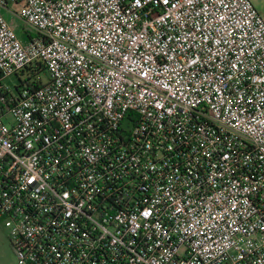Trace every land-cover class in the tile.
<instances>
[{"label":"built area","instance_id":"obj_1","mask_svg":"<svg viewBox=\"0 0 264 264\" xmlns=\"http://www.w3.org/2000/svg\"><path fill=\"white\" fill-rule=\"evenodd\" d=\"M0 222L18 264H264L252 1L0 0Z\"/></svg>","mask_w":264,"mask_h":264},{"label":"rangeland","instance_id":"obj_2","mask_svg":"<svg viewBox=\"0 0 264 264\" xmlns=\"http://www.w3.org/2000/svg\"><path fill=\"white\" fill-rule=\"evenodd\" d=\"M256 9L264 16V0H251ZM11 7L20 11V6H15L11 4ZM4 14L8 19H12V15L4 10ZM14 25L16 26V31L18 35L26 41L29 39V33L35 35V33L29 31L27 27L18 19L14 20ZM43 79L46 81L48 75L46 72L42 73ZM3 83L12 92H16V88L19 86L20 78L18 75H10L3 78ZM0 264H18L16 255L13 251L9 240V232L2 222H0Z\"/></svg>","mask_w":264,"mask_h":264},{"label":"trees","instance_id":"obj_3","mask_svg":"<svg viewBox=\"0 0 264 264\" xmlns=\"http://www.w3.org/2000/svg\"><path fill=\"white\" fill-rule=\"evenodd\" d=\"M29 37H32V34L29 33ZM45 72L44 68H41L39 70V68L37 67V69H35V67L33 65L31 66H27L26 68H24L20 74L18 75L20 80L23 78L25 79L26 81L30 80V78H33L34 76L40 73H43Z\"/></svg>","mask_w":264,"mask_h":264},{"label":"snow or ice","instance_id":"obj_4","mask_svg":"<svg viewBox=\"0 0 264 264\" xmlns=\"http://www.w3.org/2000/svg\"><path fill=\"white\" fill-rule=\"evenodd\" d=\"M145 2H147V0H145ZM164 4L168 3V0H163ZM136 5L139 6L140 5V0H136ZM172 7H175V5H172ZM147 215V213H145Z\"/></svg>","mask_w":264,"mask_h":264}]
</instances>
